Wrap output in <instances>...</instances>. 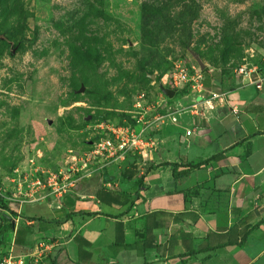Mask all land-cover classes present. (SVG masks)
I'll return each mask as SVG.
<instances>
[{
  "label": "rangeland",
  "instance_id": "374dc122",
  "mask_svg": "<svg viewBox=\"0 0 264 264\" xmlns=\"http://www.w3.org/2000/svg\"><path fill=\"white\" fill-rule=\"evenodd\" d=\"M176 63L224 86L240 66L264 73V0H0V257L33 183L86 152L95 125L134 116L135 96L168 102Z\"/></svg>",
  "mask_w": 264,
  "mask_h": 264
},
{
  "label": "crops",
  "instance_id": "0c3cea01",
  "mask_svg": "<svg viewBox=\"0 0 264 264\" xmlns=\"http://www.w3.org/2000/svg\"><path fill=\"white\" fill-rule=\"evenodd\" d=\"M207 76L227 105L166 117L151 163L19 206L7 252H24L13 238L27 227L47 246L36 264H264V73ZM180 99L170 112L190 104Z\"/></svg>",
  "mask_w": 264,
  "mask_h": 264
},
{
  "label": "built area",
  "instance_id": "2783aa9c",
  "mask_svg": "<svg viewBox=\"0 0 264 264\" xmlns=\"http://www.w3.org/2000/svg\"><path fill=\"white\" fill-rule=\"evenodd\" d=\"M235 74L243 80L249 79L252 74L257 77L258 72L252 68L240 66L235 70ZM165 79V83L174 93L186 87L191 90L192 98L187 107L170 112L165 100H159L154 107H147L142 94L135 96L132 105L135 111L134 116L114 123L100 122L95 125L99 135L89 142L88 150L81 156H72L67 167L58 171L56 175L50 176L45 184L34 182L33 188L24 194V197L28 198L27 202H36L48 196L60 197L72 189L78 181L101 175L104 169L120 166L133 157L142 165L151 163L158 149L157 135L166 117L177 111L196 115L198 109H211L215 102L222 106L227 105L228 99L225 93L204 88L200 70L189 74L183 64L176 63ZM229 110L232 114L237 113L235 106ZM169 121L177 125L173 118ZM184 135L190 136L191 131L184 130ZM25 202V200L20 201V203ZM46 247L42 242H35L26 251L16 255L12 253V249H9L0 257V264H36L42 259Z\"/></svg>",
  "mask_w": 264,
  "mask_h": 264
},
{
  "label": "trees",
  "instance_id": "16d2710c",
  "mask_svg": "<svg viewBox=\"0 0 264 264\" xmlns=\"http://www.w3.org/2000/svg\"><path fill=\"white\" fill-rule=\"evenodd\" d=\"M204 74H206V72H204V71H202ZM201 72V73H202ZM202 73V74H203ZM213 75H215L214 73H213ZM208 76L207 75H204L203 76V86L205 87V88H209L210 86H209V84H208ZM221 83L222 82H218L217 83V85L218 86H220L221 85ZM96 138V137H95ZM95 138H93V139H95ZM130 161H136L137 159L136 158H130L129 159ZM128 160V161H129ZM127 162V161H126ZM104 173V172H103ZM102 175V174H101ZM105 175V174H104ZM5 203H6V201L3 199V198H1L0 197V208H1V210H6V208H5ZM6 219V218H5ZM7 220V219H6ZM6 231H11V224H10V222L7 224V226H6V228L3 230V232H6ZM31 233V231L26 227V228H24V229H17L16 231H15V233H14V238H13V244L14 245H16V246H24V249H22V250H26V249H28V248H30L31 246H32V243H31V241H30V234ZM40 238V237H39ZM14 248V247H13ZM12 253L13 254H17V249L15 248V249H13L12 250Z\"/></svg>",
  "mask_w": 264,
  "mask_h": 264
},
{
  "label": "water",
  "instance_id": "95a60500",
  "mask_svg": "<svg viewBox=\"0 0 264 264\" xmlns=\"http://www.w3.org/2000/svg\"><path fill=\"white\" fill-rule=\"evenodd\" d=\"M202 70V66H200V71ZM255 79V75L254 74H252L250 77H249V79H245L244 80V83H246L247 81H249V80H254ZM159 91L167 98V99H172L173 98V96H174V91L173 90H171V89H169V88H164V87H162V86H160L159 87ZM0 210H1V208H0ZM2 216L4 217V218H7V219H9L4 213H2ZM10 223L11 224H13V222L10 220Z\"/></svg>",
  "mask_w": 264,
  "mask_h": 264
}]
</instances>
